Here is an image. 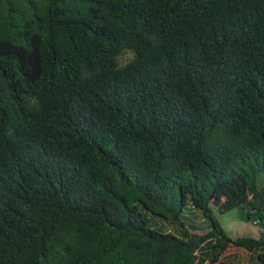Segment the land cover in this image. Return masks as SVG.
<instances>
[{
	"label": "trees",
	"instance_id": "16d2710c",
	"mask_svg": "<svg viewBox=\"0 0 264 264\" xmlns=\"http://www.w3.org/2000/svg\"><path fill=\"white\" fill-rule=\"evenodd\" d=\"M260 174L264 0H0V264H264Z\"/></svg>",
	"mask_w": 264,
	"mask_h": 264
},
{
	"label": "rangeland",
	"instance_id": "374dc122",
	"mask_svg": "<svg viewBox=\"0 0 264 264\" xmlns=\"http://www.w3.org/2000/svg\"><path fill=\"white\" fill-rule=\"evenodd\" d=\"M129 57L130 56L128 54L124 55L121 58L122 62L125 63ZM257 184L258 189H261V187L264 185V174H260ZM242 214V210L235 208L225 214H218L217 212H214V218L219 222L226 235L232 239L240 236H249L251 238L258 237L262 230L252 222L246 221ZM193 220L194 219L191 217H186L183 221H185L187 225H193ZM229 256V264H239L246 262L245 254L237 250H231Z\"/></svg>",
	"mask_w": 264,
	"mask_h": 264
}]
</instances>
